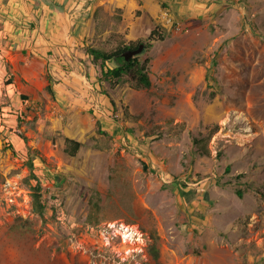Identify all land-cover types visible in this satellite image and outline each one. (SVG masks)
Segmentation results:
<instances>
[{
    "label": "rangeland",
    "instance_id": "1",
    "mask_svg": "<svg viewBox=\"0 0 264 264\" xmlns=\"http://www.w3.org/2000/svg\"><path fill=\"white\" fill-rule=\"evenodd\" d=\"M221 4L181 32L156 24L150 88H113L98 66L92 80L87 64L61 60L93 84L59 79L67 106L18 77L30 99H0V264H264V0ZM149 28L135 30L148 40ZM109 37L93 43L109 49ZM215 125L208 157L191 139ZM66 138L82 142L76 157Z\"/></svg>",
    "mask_w": 264,
    "mask_h": 264
},
{
    "label": "crops",
    "instance_id": "2",
    "mask_svg": "<svg viewBox=\"0 0 264 264\" xmlns=\"http://www.w3.org/2000/svg\"><path fill=\"white\" fill-rule=\"evenodd\" d=\"M225 1L0 0V99L5 96L9 101L18 103L21 95L27 97L23 90L19 89V77L29 82L36 81L32 83L35 86L37 81H41L43 100L48 102H51L52 94L47 86L51 84L56 92V103L68 106V103L74 102V97L70 95L73 92L70 91L68 83L59 82V79L73 82L71 74H77L85 79L88 87H93V84L90 78L84 73H79V70L68 74L60 67L61 64H58L61 60V63L68 64L73 59H78L79 62H75V65L79 69H82L81 65L86 67L87 64L88 71L85 73L94 80L98 67L93 63L87 48L96 47L97 40L106 39L108 35L112 39L115 31L124 35L126 30L129 31L125 36L127 41L141 40L145 36L135 30L137 23L144 20L150 23L149 30L153 31L163 6L170 7L175 17L188 26L196 18L215 14ZM115 15L117 17H114ZM113 18L116 21H113ZM105 22L109 23L107 28ZM49 63L51 65H48ZM7 64L14 75V83L9 85L5 84L9 79ZM47 72L56 80L54 85L45 78ZM32 84L28 86L35 92V86ZM54 98L53 96L52 100ZM39 100L42 101L41 98ZM2 107L3 111L9 108L4 105ZM18 141L19 144L24 142L21 137H18Z\"/></svg>",
    "mask_w": 264,
    "mask_h": 264
},
{
    "label": "trees",
    "instance_id": "3",
    "mask_svg": "<svg viewBox=\"0 0 264 264\" xmlns=\"http://www.w3.org/2000/svg\"><path fill=\"white\" fill-rule=\"evenodd\" d=\"M121 20V17H119ZM159 28V26H158ZM159 29H154L148 40H138V41H127L125 36L115 31L112 34V38L115 39L116 43L110 49L104 48H96L89 47L87 48V52L92 56L93 63L98 66L102 74L112 82V87L115 88L120 84V81L125 79L130 85L137 89H147L152 86V78H151V70H152V57L150 55L151 42L156 41L158 39L163 40V35L158 31ZM141 44H145L143 51L140 54L134 55L130 58L125 56V53L129 50H136L140 47ZM114 63V66L110 64ZM9 79L5 82L6 85L14 83V75L9 70ZM47 79L49 83L52 82V76L49 72H47ZM49 93L55 95V90L51 84L47 86ZM24 99H28V96L24 97ZM113 104L115 101L110 99ZM3 113V107L0 105V114ZM24 122L23 114L19 117V124L17 128V134L27 143L28 137L21 130V126ZM98 126L101 127V124L97 122ZM219 126L215 125L213 128L209 129L207 135L204 133H199V135L193 136L191 139V145L197 148L202 155L210 157L212 155L210 149V141L214 137V135L218 132ZM83 146L81 141L66 138L65 141V152L72 157H76ZM13 148V147H12ZM31 150V147H29ZM29 166L32 170L35 169L33 159L29 160ZM144 170H148V166L146 163H143ZM228 170L230 168L228 167ZM33 179L37 181L36 185L33 187V204L34 210L40 216H43L46 211V204L44 202L43 196V185L39 179V177L35 173H31ZM239 195L242 197L243 192L239 191ZM100 198L97 196V200H93V211L92 214H98V210L100 209ZM240 219L239 221H241Z\"/></svg>",
    "mask_w": 264,
    "mask_h": 264
},
{
    "label": "built area",
    "instance_id": "4",
    "mask_svg": "<svg viewBox=\"0 0 264 264\" xmlns=\"http://www.w3.org/2000/svg\"><path fill=\"white\" fill-rule=\"evenodd\" d=\"M234 2H242L243 0H232ZM157 23L159 27H161L165 31L171 32H181L182 31V23L179 21L171 8L168 6H163L158 17Z\"/></svg>",
    "mask_w": 264,
    "mask_h": 264
},
{
    "label": "water",
    "instance_id": "5",
    "mask_svg": "<svg viewBox=\"0 0 264 264\" xmlns=\"http://www.w3.org/2000/svg\"><path fill=\"white\" fill-rule=\"evenodd\" d=\"M145 47V44H141L140 47L136 50H129L125 53V56H127L128 58L134 56V55H137V54H140L143 49Z\"/></svg>",
    "mask_w": 264,
    "mask_h": 264
}]
</instances>
